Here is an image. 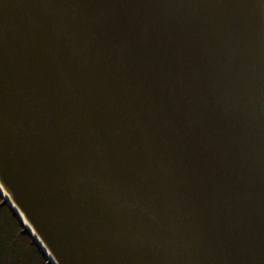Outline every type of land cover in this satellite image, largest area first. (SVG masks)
<instances>
[{"label": "water", "instance_id": "obj_1", "mask_svg": "<svg viewBox=\"0 0 264 264\" xmlns=\"http://www.w3.org/2000/svg\"><path fill=\"white\" fill-rule=\"evenodd\" d=\"M260 14L0 0V194L49 263L264 264Z\"/></svg>", "mask_w": 264, "mask_h": 264}, {"label": "trees", "instance_id": "obj_2", "mask_svg": "<svg viewBox=\"0 0 264 264\" xmlns=\"http://www.w3.org/2000/svg\"><path fill=\"white\" fill-rule=\"evenodd\" d=\"M0 264H51L1 194Z\"/></svg>", "mask_w": 264, "mask_h": 264}, {"label": "bare ground", "instance_id": "obj_3", "mask_svg": "<svg viewBox=\"0 0 264 264\" xmlns=\"http://www.w3.org/2000/svg\"><path fill=\"white\" fill-rule=\"evenodd\" d=\"M259 6H260V12H261L260 16H261V20H262V26H263V31H264V0H259ZM0 189L3 191V193L5 194V196L8 197L7 193L3 190V188L1 187V185H0ZM31 231L34 233V231L32 229H31Z\"/></svg>", "mask_w": 264, "mask_h": 264}]
</instances>
